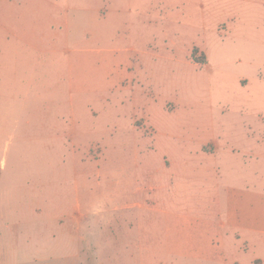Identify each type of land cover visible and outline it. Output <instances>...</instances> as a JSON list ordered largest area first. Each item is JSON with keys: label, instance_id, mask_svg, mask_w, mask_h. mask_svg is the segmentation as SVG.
<instances>
[{"label": "rangeland", "instance_id": "1", "mask_svg": "<svg viewBox=\"0 0 264 264\" xmlns=\"http://www.w3.org/2000/svg\"><path fill=\"white\" fill-rule=\"evenodd\" d=\"M32 78L51 81L52 98L28 101ZM0 110V264L264 255L263 241L216 251L203 237L217 180L214 147L198 151L212 134L251 148L264 133V0H0ZM229 171L261 183L264 159ZM144 186L165 188L158 208L129 211ZM173 211L188 218L181 241Z\"/></svg>", "mask_w": 264, "mask_h": 264}, {"label": "crops", "instance_id": "2", "mask_svg": "<svg viewBox=\"0 0 264 264\" xmlns=\"http://www.w3.org/2000/svg\"><path fill=\"white\" fill-rule=\"evenodd\" d=\"M33 82L27 89L28 101H31L34 97L37 99H45L52 93V82L48 84V81H38L37 78H32ZM242 84V83H241ZM48 93H50L48 95ZM51 94V98H52ZM0 112L8 113L7 110H0ZM6 120L0 119V168L1 175L6 171L8 161L6 159L5 152L8 149V142L5 136ZM261 132L263 129L260 130ZM225 137V136H224ZM212 145L213 151L206 154V157L213 162L211 169L208 172H212V179L216 178L215 185L212 186L211 194L213 199V211L218 214V220H202L203 230L202 234L205 240L210 241L212 244L218 242L219 246L213 250L220 249V243H224L230 237L243 240L245 244L254 247L253 243L264 242V175L259 173L258 180L261 183H254L247 180L240 174L232 173L230 168L232 163L238 161L240 158L246 157V160L250 159L251 162H258L264 159V133L261 135L260 141L256 147L246 148L245 146H238L230 139H224L216 134L213 135L206 143H203L198 151L204 146ZM218 158L219 162L216 164L215 159ZM221 158L224 159L222 162ZM228 164H231L229 167ZM1 178V177H0ZM244 179V180H243ZM165 192V188L156 187L150 189L149 186H144L136 193L142 196L141 201L135 202L133 205H129V211L138 210L140 212H149L158 208L159 199L158 196ZM155 205V207H153ZM77 210L74 211L70 217L71 222L80 223L83 222L74 217L80 214H85V205L78 199ZM166 216L173 223V232L170 237L175 241H181L180 238L185 236V230H182V226L187 217L180 215L179 213L167 212ZM138 219H136L137 221ZM132 226V224H131ZM226 234V235H221ZM250 246V245H249ZM223 248V247H222ZM250 248L247 247V250ZM216 254L215 256H217ZM213 258L215 257L212 255ZM261 260V264H264V255L257 254L254 256L250 264H256L257 260Z\"/></svg>", "mask_w": 264, "mask_h": 264}, {"label": "trees", "instance_id": "3", "mask_svg": "<svg viewBox=\"0 0 264 264\" xmlns=\"http://www.w3.org/2000/svg\"><path fill=\"white\" fill-rule=\"evenodd\" d=\"M196 52H197V50H195L194 53H193L194 60H195L197 63H202V64H203L202 61L197 60V58H196V56H195V53H196ZM0 175H1V168H0Z\"/></svg>", "mask_w": 264, "mask_h": 264}]
</instances>
